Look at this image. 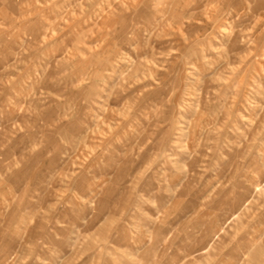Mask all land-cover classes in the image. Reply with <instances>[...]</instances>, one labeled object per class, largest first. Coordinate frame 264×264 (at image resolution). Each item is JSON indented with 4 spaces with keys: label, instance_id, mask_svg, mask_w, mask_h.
Listing matches in <instances>:
<instances>
[{
    "label": "rangeland",
    "instance_id": "obj_1",
    "mask_svg": "<svg viewBox=\"0 0 264 264\" xmlns=\"http://www.w3.org/2000/svg\"><path fill=\"white\" fill-rule=\"evenodd\" d=\"M0 264H264V0H0Z\"/></svg>",
    "mask_w": 264,
    "mask_h": 264
}]
</instances>
